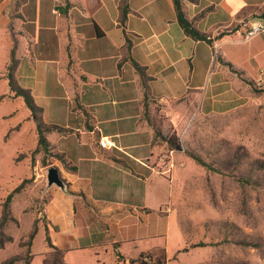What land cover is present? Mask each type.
Returning <instances> with one entry per match:
<instances>
[{"label": "crops", "instance_id": "1", "mask_svg": "<svg viewBox=\"0 0 264 264\" xmlns=\"http://www.w3.org/2000/svg\"><path fill=\"white\" fill-rule=\"evenodd\" d=\"M121 3L0 0V74L11 65L5 85L29 90L44 124L58 127L46 131L57 156L46 168L57 166L67 184L46 180L39 218L24 233L29 240L21 246L16 239L0 264L14 256L24 264L26 251L29 264H44L53 247L67 264H142L143 256L156 264L199 262L201 246L175 210L184 153L157 137L151 109L161 105L180 132L194 109L219 111L240 89L253 100L263 94L264 33L245 41L240 22L264 21V0H182L207 40L185 31L174 0H128L124 26ZM26 111L21 131L35 142L37 121Z\"/></svg>", "mask_w": 264, "mask_h": 264}, {"label": "rangeland", "instance_id": "2", "mask_svg": "<svg viewBox=\"0 0 264 264\" xmlns=\"http://www.w3.org/2000/svg\"><path fill=\"white\" fill-rule=\"evenodd\" d=\"M8 72L0 74V216L7 195L22 187L10 204L12 219L0 230V256L6 257L16 239L21 246L29 240L24 233L46 199L47 159L57 157L52 148L45 154L39 133L33 142L31 132L21 131L26 110H32L22 94L5 85ZM235 99L213 113L194 109L180 132L161 105L151 109L158 131L182 144L175 210L189 240L204 244L197 264H264V93L257 91L253 100L251 92L240 89ZM14 145L26 148L13 153ZM21 255L31 257L29 251ZM139 261L156 264L146 256Z\"/></svg>", "mask_w": 264, "mask_h": 264}, {"label": "trees", "instance_id": "3", "mask_svg": "<svg viewBox=\"0 0 264 264\" xmlns=\"http://www.w3.org/2000/svg\"><path fill=\"white\" fill-rule=\"evenodd\" d=\"M174 2H175L176 9L178 12L179 21H180L181 25L183 26V28L185 29V31L189 35H191L197 39H206L207 40V35L200 32L199 30H197L194 27L193 22H191L186 17V15L183 11L182 0H174ZM120 9H121L120 23L124 26L126 19H127V16H128V13L130 12L128 0H122V3L120 5ZM99 34H100V32H99ZM132 62L134 64L135 68L139 71V73L143 77V80L145 82L147 79V76L145 74L144 68L134 59H132ZM11 85L17 94H22L25 97L27 105L32 110L33 115L37 121L38 133H39V144L44 149V152L47 155L51 150V143L47 139L46 131L50 130L51 128H58V127L57 126H46L44 124V122L42 121V119L40 117V114H38L41 111V109L35 104L33 97H32L29 90L14 86L13 84H11ZM144 85L146 87V84H144ZM148 97L149 96H148L147 92H145V108L147 106ZM156 133H157V137H162L164 140L167 141L170 149L177 150V151L182 150V144L179 141L177 136L161 134L160 131H158V129H157ZM198 160L202 161L200 159H198ZM21 187H22V184L19 185L18 187H16L12 192H10L2 204V213H1V217H0V230L4 227V225L10 219H12V216L10 213V204L12 202L14 193L18 192ZM197 245L203 246L204 244L198 243ZM17 259L18 258L16 256L11 257L6 262H4L3 264H13L14 262H16ZM24 260H25V264H29L28 256L24 257ZM44 264H67V263L65 262L63 251L56 248V247H53V250L46 256V258L44 260Z\"/></svg>", "mask_w": 264, "mask_h": 264}, {"label": "built area", "instance_id": "4", "mask_svg": "<svg viewBox=\"0 0 264 264\" xmlns=\"http://www.w3.org/2000/svg\"><path fill=\"white\" fill-rule=\"evenodd\" d=\"M240 27L243 28L242 38L245 41L251 40L257 35L264 33V21L260 18H245L240 22ZM99 143L103 147L110 144L106 137H102Z\"/></svg>", "mask_w": 264, "mask_h": 264}, {"label": "water", "instance_id": "5", "mask_svg": "<svg viewBox=\"0 0 264 264\" xmlns=\"http://www.w3.org/2000/svg\"><path fill=\"white\" fill-rule=\"evenodd\" d=\"M46 180L48 186L56 184L62 188H67V184L65 183L64 179L61 177V173L57 166H49L46 169Z\"/></svg>", "mask_w": 264, "mask_h": 264}]
</instances>
